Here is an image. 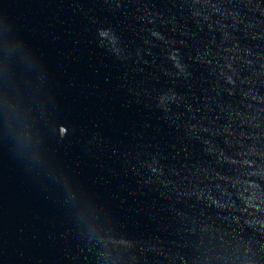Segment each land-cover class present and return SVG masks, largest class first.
<instances>
[{"label":"water","instance_id":"95a60500","mask_svg":"<svg viewBox=\"0 0 264 264\" xmlns=\"http://www.w3.org/2000/svg\"><path fill=\"white\" fill-rule=\"evenodd\" d=\"M0 264H264V0H0Z\"/></svg>","mask_w":264,"mask_h":264}]
</instances>
